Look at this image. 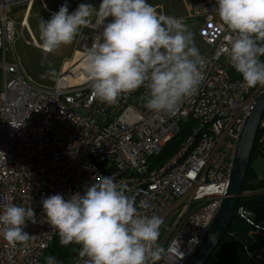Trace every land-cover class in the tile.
Segmentation results:
<instances>
[{
    "label": "built area",
    "instance_id": "2783aa9c",
    "mask_svg": "<svg viewBox=\"0 0 264 264\" xmlns=\"http://www.w3.org/2000/svg\"><path fill=\"white\" fill-rule=\"evenodd\" d=\"M12 1L18 0H0V210L6 203L32 207L38 222H28L24 229L34 235L27 247H12L0 234V264H47L43 253L57 231L46 222L42 197L83 193L96 175L124 181L138 211L163 218L159 243L166 255L157 264H184L221 205L244 120L264 90L244 87L231 66V33L216 14V4H194L188 15H172L183 18L193 32L205 61L204 79L176 115H157L144 106L143 86L115 105L101 103L86 77L73 81L79 72L73 63L61 68L53 86L34 85L15 55L18 32L5 13ZM63 4L60 0L49 13ZM20 26L27 28L22 21ZM88 27L90 32L77 39L82 55L101 32L97 24ZM30 37L27 45L47 53ZM185 118L188 133L177 150L151 166L150 159L178 134ZM256 138L264 154V114ZM262 195L264 188L242 190L236 212L264 234V217L242 204ZM79 248L69 264H84ZM250 257L264 262V248Z\"/></svg>",
    "mask_w": 264,
    "mask_h": 264
},
{
    "label": "clouds",
    "instance_id": "9594fccd",
    "mask_svg": "<svg viewBox=\"0 0 264 264\" xmlns=\"http://www.w3.org/2000/svg\"><path fill=\"white\" fill-rule=\"evenodd\" d=\"M215 12L231 33L228 59L246 88L264 87V0H216ZM96 20L102 32L84 51L86 84L101 103L146 89L144 106L154 114L176 115L204 79V58L183 18L158 13L148 0L80 3L59 7L38 24L41 48L49 53L71 45ZM56 78L55 69L46 74ZM129 187L110 175H96L83 193L42 197L46 222L61 245H79L84 264H157L166 249L159 243L164 220L138 211ZM36 224L32 207L4 204L0 234L12 247L34 238L24 229ZM195 240V238H193ZM86 258V259H84ZM47 264H57L47 257Z\"/></svg>",
    "mask_w": 264,
    "mask_h": 264
},
{
    "label": "water",
    "instance_id": "95a60500",
    "mask_svg": "<svg viewBox=\"0 0 264 264\" xmlns=\"http://www.w3.org/2000/svg\"><path fill=\"white\" fill-rule=\"evenodd\" d=\"M87 47L88 44L85 46V49ZM262 114H264V90L258 94L244 120L235 151L228 186L221 205L200 243L186 259L184 264H205L209 256L223 239L238 252L241 259L240 264H245L241 246L235 240L226 236V232L233 218H239L245 221L238 215L236 208ZM242 204L253 213L264 217V195L246 199Z\"/></svg>",
    "mask_w": 264,
    "mask_h": 264
},
{
    "label": "trees",
    "instance_id": "16d2710c",
    "mask_svg": "<svg viewBox=\"0 0 264 264\" xmlns=\"http://www.w3.org/2000/svg\"><path fill=\"white\" fill-rule=\"evenodd\" d=\"M189 121L185 118L180 123V131L169 142L165 144L162 151L150 159V165H160L169 156H171L178 148L180 142L188 133ZM256 153H260L257 144V138L254 141L251 151V157ZM264 188V176L258 177L250 165L247 167L242 190L244 189H261ZM226 236L235 240L242 248L245 264H264L261 261H254L250 255L256 256L261 248H264V235L256 231L250 224L239 218H233L228 226ZM79 245L69 244L67 246L61 245L58 233L54 235L47 249L43 253L42 260L47 257H55L56 260L64 264H69L76 255ZM245 248L248 250L245 251ZM250 253V255L248 254ZM241 259L238 252L223 239L209 256L205 264H240Z\"/></svg>",
    "mask_w": 264,
    "mask_h": 264
},
{
    "label": "rangeland",
    "instance_id": "374dc122",
    "mask_svg": "<svg viewBox=\"0 0 264 264\" xmlns=\"http://www.w3.org/2000/svg\"><path fill=\"white\" fill-rule=\"evenodd\" d=\"M207 2H213L216 4V0H156L154 5L156 4L155 8L157 9L158 13L166 12L168 14L170 12L172 13L171 9L175 10L174 6L173 8H171L172 4H179L180 8H183V5H188L191 8L194 4ZM22 10L23 6L21 5V3H14V1H12L8 5L6 10V14L16 22L15 28L18 32V39L14 44L15 55L18 57L23 72L27 75V77L32 81L34 85L39 87H51L53 86L57 76L56 78H51L49 76H46L45 74L53 68L58 74L59 68L64 65L65 60L71 54L74 41L71 45L62 46L55 52L48 53L47 55H42L41 50L37 49L32 44L27 45L25 43V40L29 41V38L31 37L28 28H22L20 26V22L18 23L22 16ZM177 13L178 12L176 10L174 14ZM50 17L51 16L49 15H44L43 19L48 20ZM39 21L40 18H38L35 14H30L28 18L29 27L32 34L35 35V39L37 42H41L39 39V35L37 36L35 34L38 32ZM195 45L197 48H199V44L195 43ZM8 55L9 59H11V54ZM250 165L258 177L264 176V154H254L250 160Z\"/></svg>",
    "mask_w": 264,
    "mask_h": 264
},
{
    "label": "crops",
    "instance_id": "0c3cea01",
    "mask_svg": "<svg viewBox=\"0 0 264 264\" xmlns=\"http://www.w3.org/2000/svg\"><path fill=\"white\" fill-rule=\"evenodd\" d=\"M59 1L60 0H30V1H28V0H22V1L14 2V3H21V5L23 6L22 16H21V19L18 21V23L22 21L23 22V25L28 28V30L30 32V35H32V37L35 39V35L32 34V32L30 30V27H29L28 18L30 16V14L33 13L38 18H42V19H43L44 15L51 16V14L49 13V11L55 9V7L59 3ZM155 1L156 0H148V3L151 4V5H153L154 7H156V4L154 5ZM100 2H101V0H65V3L68 4L69 12L74 11L78 7V5L80 3H90V4L94 5L95 7H98L99 4H100ZM173 6H174L175 10L174 9L173 10L171 9L172 13L170 12V13L167 14L166 12H164V13H160V14L170 15V16H172V15H175V16H186V15H188L191 12V8L188 5H185V6L183 5V8H180V5L179 4L178 5L172 4L171 8H173ZM7 7H8V5L5 6V13H6ZM176 10H177L178 13L177 14H174V12ZM1 13H2V10H0V14ZM91 24H97V26L100 27L101 32H102V26L100 25V23L98 21L96 22V20H94L93 23H91ZM89 32H90V28L88 26L82 28L81 31H80V33H89ZM35 34L38 36L39 35V32H37ZM78 36L74 40L71 54L65 60L64 65H65L66 62H69V61L71 63L75 64V62H77L83 56L82 55V51L80 50V48L77 45ZM35 43H36L37 46H40L42 42H37L36 39H35ZM33 46H35V45H33ZM36 48L39 49L38 47H36ZM76 52H79L81 54V56L77 60L73 61L74 55H75ZM48 53L49 52H47V53L44 54L42 52V55H47ZM64 65L62 67H60L58 71H60L61 68H64Z\"/></svg>",
    "mask_w": 264,
    "mask_h": 264
},
{
    "label": "bare ground",
    "instance_id": "6f19581e",
    "mask_svg": "<svg viewBox=\"0 0 264 264\" xmlns=\"http://www.w3.org/2000/svg\"><path fill=\"white\" fill-rule=\"evenodd\" d=\"M28 1H30V0H28ZM80 56H81V54L79 52H76L74 55L73 61L77 60ZM70 63H71L70 61L66 62L64 67H67ZM75 64H76L75 70H79V72L76 73L77 78H75V79L73 78V81L77 82L79 79H84L86 77L85 70H84V60L79 59L77 62H75Z\"/></svg>",
    "mask_w": 264,
    "mask_h": 264
}]
</instances>
